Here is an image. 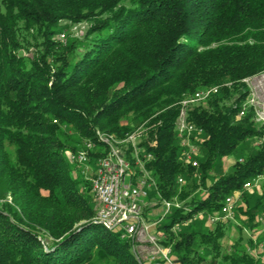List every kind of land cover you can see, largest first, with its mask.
<instances>
[{"label": "trees", "instance_id": "16d2710c", "mask_svg": "<svg viewBox=\"0 0 264 264\" xmlns=\"http://www.w3.org/2000/svg\"><path fill=\"white\" fill-rule=\"evenodd\" d=\"M80 23L81 39L59 40ZM262 71L264 0H0V264H148L119 228L93 223L91 183L62 158L95 129L123 137L142 123L155 141L143 144L157 187L147 202L181 203L154 218L143 209L159 244L179 264H264L243 246L224 249L225 223L193 219L264 175V129L251 109L237 117L242 79ZM213 86L188 112L203 129L193 168L174 133L179 102ZM258 216L264 190L244 193L236 217L251 231Z\"/></svg>", "mask_w": 264, "mask_h": 264}, {"label": "built area", "instance_id": "2783aa9c", "mask_svg": "<svg viewBox=\"0 0 264 264\" xmlns=\"http://www.w3.org/2000/svg\"><path fill=\"white\" fill-rule=\"evenodd\" d=\"M244 85L247 94L237 117H244L247 110L251 109L254 122L264 129V73L253 76ZM217 93L218 90L207 89L203 93L184 97L180 101L174 133L181 148L182 160L193 168L198 167L200 157V150L195 141L203 135V129L188 120V112L196 106L204 105ZM127 136V147H116L115 140L114 144H105V138H101L102 147L92 146V151L89 152L76 150L68 152L74 164L81 166L89 165L91 155L98 154H95L93 161L95 170L90 182L96 206L94 221L109 222L122 231L121 236L124 238L144 244L148 248L146 263L179 264L172 257L170 248L159 244V234H152L151 230L158 222H147L142 215L149 193L157 189L156 181L146 166L152 159V155L146 152L143 144L155 146V141H147L146 134L136 135L132 131L127 133ZM261 140H264V135ZM125 154L135 156V171H128ZM178 183L181 184L182 179H178ZM251 184L250 181L246 182L242 189L248 190L252 187ZM234 194L238 196L239 192L225 197L219 211L210 214L197 213L194 218L199 219L204 216L206 223L210 226L222 222L224 218H231L239 200V197ZM161 205L162 216H164L172 207L179 208L181 203L164 200ZM258 222L264 227V216L258 218ZM262 246L264 241L261 242L260 247Z\"/></svg>", "mask_w": 264, "mask_h": 264}, {"label": "rangeland", "instance_id": "374dc122", "mask_svg": "<svg viewBox=\"0 0 264 264\" xmlns=\"http://www.w3.org/2000/svg\"><path fill=\"white\" fill-rule=\"evenodd\" d=\"M61 24H64L63 22ZM88 28V24L87 23H80V24H75V25H70V28L67 32L63 33L62 35H59V40L61 42H66V40L69 39H81L85 33V31ZM255 128L256 129H260V126L258 124H256L254 122ZM97 130V129H95ZM94 130V131H95ZM93 131V133H94ZM84 141V140H83ZM82 141V142H83ZM264 140H261V142H263ZM82 142H81V146H82ZM260 141H257V138H252L248 141H246L244 143V147L247 150L252 149L253 146L257 145V143ZM80 146V147H81ZM79 147V146H78ZM79 147V148H80ZM68 152H71V150H67L63 153L62 158L64 159V161L69 164L70 167L72 168H76L75 170H72V176H76L78 173H80V175H82V177L84 179H86L88 182H91V177L94 173V165H93V159L90 158V163L87 166H81V165H75L72 164L68 161ZM238 156H234V157H225L223 159V163H222V167L219 168L216 173H224L226 171H228L230 169V167L234 164V162L236 160L239 161ZM252 184V187H250L248 190H243L239 192V195L237 196L236 194H234V196L239 197V200H237V205L234 209V213L231 216V218H224L222 220L223 223H225L227 225V227L225 228V237L223 239V246L224 249L227 250V248H232V246H243L244 248H246L248 251V253L252 254L254 257H258L261 260L264 261V246H261V242L264 241V227L261 226V224L258 222V218L262 217V216H258L257 217V226L249 231L246 230L241 221L242 218L239 219L238 217H236V209L239 206L240 202H241V198L242 195L244 193H247L249 196H253L254 194H261L262 191L264 190V175L261 176H257L253 181H250ZM161 206H158V208L154 206V201H149L147 202L145 208H149L147 210V216L150 218H154L157 215H163V212L161 214ZM95 217V216H94ZM204 216L202 218H197L198 220H203ZM196 219V218H193ZM192 219V220H193ZM94 220V218H93ZM201 220V221H202ZM192 223V222H191ZM204 228L206 227H212L210 225H208L206 222L204 224ZM176 229H174L173 231H175ZM152 234H158L155 231V228L151 230ZM238 243V244H237ZM237 244V245H236ZM148 248L146 246H144V244H139L138 242L135 241V247H134V251L137 254V256L144 262H146V253H147ZM174 258V257H173ZM175 259V258H174Z\"/></svg>", "mask_w": 264, "mask_h": 264}, {"label": "bare ground", "instance_id": "6f19581e", "mask_svg": "<svg viewBox=\"0 0 264 264\" xmlns=\"http://www.w3.org/2000/svg\"><path fill=\"white\" fill-rule=\"evenodd\" d=\"M260 73H264V71H262ZM256 75L257 74L249 76V77H246V78L242 79L241 82L244 84V83H246L247 80H250L253 76H256ZM227 85H230V84H227ZM219 87L220 86H213V87L204 88V89L198 90V91H196V92H194L193 94H190V95L203 93L204 91H207V89L219 90ZM190 95H186L185 97H189ZM179 106H180V102H179ZM149 130H150V127H148L145 123H142L138 127L134 128L132 130V132H135L136 135H143V134H146L147 131H149ZM101 138H105V144H114V140H115L116 147H127V145H128V136H127V134H125L123 137H117L114 134H110V133H107V132H102L100 130H95L94 133H93L92 139L84 140V143H82V146L80 148H78L76 151L89 152V151H92V146L102 147V139ZM85 143H89V144H85ZM68 161L70 163L74 164V161L71 159L69 153H68ZM125 163L127 164L128 171H135L136 158H135L134 155L125 154ZM198 213H202V212H198ZM93 223L100 224L106 230L115 229V226L113 224L109 223V222L94 221L93 220ZM121 237L124 238V236H121Z\"/></svg>", "mask_w": 264, "mask_h": 264}, {"label": "water", "instance_id": "95a60500", "mask_svg": "<svg viewBox=\"0 0 264 264\" xmlns=\"http://www.w3.org/2000/svg\"><path fill=\"white\" fill-rule=\"evenodd\" d=\"M97 225H100V224H98V223H96Z\"/></svg>", "mask_w": 264, "mask_h": 264}]
</instances>
